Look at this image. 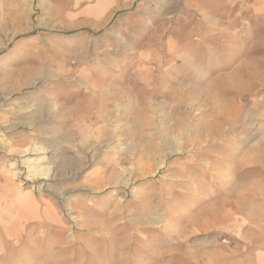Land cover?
Wrapping results in <instances>:
<instances>
[{"label":"rangeland","instance_id":"374dc122","mask_svg":"<svg viewBox=\"0 0 264 264\" xmlns=\"http://www.w3.org/2000/svg\"><path fill=\"white\" fill-rule=\"evenodd\" d=\"M245 16L0 0V264H243L233 238L264 236V15Z\"/></svg>","mask_w":264,"mask_h":264},{"label":"crops","instance_id":"0c3cea01","mask_svg":"<svg viewBox=\"0 0 264 264\" xmlns=\"http://www.w3.org/2000/svg\"><path fill=\"white\" fill-rule=\"evenodd\" d=\"M235 2L241 4L244 9L247 15L244 19L264 15V0H235ZM202 10L204 11V9ZM203 18H207V15L203 16ZM211 20L213 25H218L217 16L213 15ZM8 187L9 185L7 183L3 184V190H7ZM13 189L14 187L11 188V191ZM232 242L234 246L229 249L243 255V264H264V236L255 237L244 235L233 238Z\"/></svg>","mask_w":264,"mask_h":264},{"label":"bare ground","instance_id":"6f19581e","mask_svg":"<svg viewBox=\"0 0 264 264\" xmlns=\"http://www.w3.org/2000/svg\"><path fill=\"white\" fill-rule=\"evenodd\" d=\"M44 170V169H43ZM38 176H46V175H48V173H49V171H48V168H47V170H45V171H41V169L39 170H33Z\"/></svg>","mask_w":264,"mask_h":264},{"label":"trees","instance_id":"16d2710c","mask_svg":"<svg viewBox=\"0 0 264 264\" xmlns=\"http://www.w3.org/2000/svg\"><path fill=\"white\" fill-rule=\"evenodd\" d=\"M73 32H75V31H71V32H69V34H70V33H73Z\"/></svg>","mask_w":264,"mask_h":264}]
</instances>
